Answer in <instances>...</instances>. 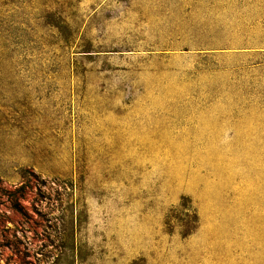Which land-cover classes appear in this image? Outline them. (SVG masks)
<instances>
[{"label":"rangeland","instance_id":"1","mask_svg":"<svg viewBox=\"0 0 264 264\" xmlns=\"http://www.w3.org/2000/svg\"><path fill=\"white\" fill-rule=\"evenodd\" d=\"M0 264H264V0H0Z\"/></svg>","mask_w":264,"mask_h":264},{"label":"trees","instance_id":"2","mask_svg":"<svg viewBox=\"0 0 264 264\" xmlns=\"http://www.w3.org/2000/svg\"><path fill=\"white\" fill-rule=\"evenodd\" d=\"M21 192V193H20ZM20 193V194H19ZM4 203L9 205L11 209L23 215L22 202L26 201V196L23 193V187L21 186L15 191H6L3 194ZM23 260L21 256L18 257Z\"/></svg>","mask_w":264,"mask_h":264}]
</instances>
